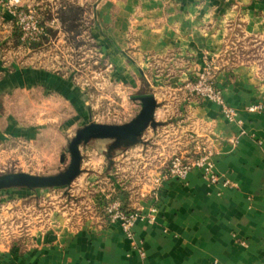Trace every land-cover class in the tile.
<instances>
[{"label": "rangeland", "instance_id": "1", "mask_svg": "<svg viewBox=\"0 0 264 264\" xmlns=\"http://www.w3.org/2000/svg\"><path fill=\"white\" fill-rule=\"evenodd\" d=\"M0 5L13 20L6 28L10 41L0 43V78L2 70L28 72L25 85L0 98V133L6 135L0 136V175L64 171L79 129L90 122L131 121L141 109L133 99L140 94L156 97L159 121L192 100L217 104L225 117L221 104L202 95L208 85L237 113L235 121L225 117L231 123L241 127V113L264 112V97L239 109L221 85L234 69L252 66L256 89L264 95V0H0ZM56 77L75 92L60 88ZM259 105L263 108L250 109ZM147 129L142 142L149 139ZM201 139L203 146L211 145ZM142 142L123 156L119 147L109 152L110 138L81 145L82 170L69 186L0 188V247L19 244L55 221L80 224L92 211L106 214L92 196L110 191L112 181L131 199L146 196L162 169L150 164L153 148Z\"/></svg>", "mask_w": 264, "mask_h": 264}, {"label": "crops", "instance_id": "2", "mask_svg": "<svg viewBox=\"0 0 264 264\" xmlns=\"http://www.w3.org/2000/svg\"><path fill=\"white\" fill-rule=\"evenodd\" d=\"M5 8L0 5V43L11 39L6 28L13 20ZM1 74L0 98L28 79L22 68ZM254 75L252 66H243L221 81L227 99L239 109L264 97L256 89ZM185 104L178 105L186 107L181 109L184 114L179 111L165 121L156 119L157 107L154 126L148 127L149 139L143 141L153 148L150 164L157 163L156 168L163 171L171 154L191 156L194 140L205 138L215 151L218 183L194 169L185 180H164L156 198L151 189L135 200L123 193L118 180L112 181L110 191L93 194L96 207L105 210L107 203L119 201L125 211L148 214L156 206L155 222L139 218L130 238L120 221L95 211L80 224L55 221L19 244L1 246L0 264H264V112L241 113L244 124L240 127L229 122L211 101ZM188 132L193 133L192 140ZM129 148L117 150L123 156ZM92 152L97 153L94 148ZM224 179L231 186H223Z\"/></svg>", "mask_w": 264, "mask_h": 264}, {"label": "water", "instance_id": "3", "mask_svg": "<svg viewBox=\"0 0 264 264\" xmlns=\"http://www.w3.org/2000/svg\"><path fill=\"white\" fill-rule=\"evenodd\" d=\"M55 79L62 87L75 92L74 86L68 81L58 77ZM133 99L140 101L141 109L131 121L124 124L90 122L79 129L69 143L71 161L64 171L53 175H36L25 172L5 173L0 175V188L16 185L34 189L69 186L82 170L81 145L88 144L91 139L110 138L113 140L109 147L110 152L118 147H131L140 143L144 131L153 125L158 102L156 97L150 93L136 95Z\"/></svg>", "mask_w": 264, "mask_h": 264}, {"label": "built area", "instance_id": "4", "mask_svg": "<svg viewBox=\"0 0 264 264\" xmlns=\"http://www.w3.org/2000/svg\"><path fill=\"white\" fill-rule=\"evenodd\" d=\"M202 95L218 102L222 106V111L225 117L229 121H235L237 118V113L227 106L223 97L215 91V89L208 85V87L203 90ZM263 108L262 105L252 106L251 110H256ZM241 122V121H239ZM195 145L192 149L191 156H185L184 154H175L167 164V167L158 174L155 178V184L151 190L154 192V198H156V193L161 186L162 182L166 179H178L185 180L188 174L194 170H200L204 177L208 178L211 183H218L220 181V176L215 170V160L214 148L211 146H203L200 144V140H194ZM223 186H231V181L224 179L222 181ZM105 211L108 218L111 221H120L125 234L128 237L133 236L134 226L139 218L146 217L150 223H154L156 219L157 208L156 206H151L148 214H144L142 210L135 211H125L119 201H112L105 205Z\"/></svg>", "mask_w": 264, "mask_h": 264}, {"label": "trees", "instance_id": "5", "mask_svg": "<svg viewBox=\"0 0 264 264\" xmlns=\"http://www.w3.org/2000/svg\"><path fill=\"white\" fill-rule=\"evenodd\" d=\"M122 208L124 209V207L122 206Z\"/></svg>", "mask_w": 264, "mask_h": 264}]
</instances>
